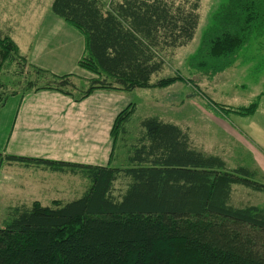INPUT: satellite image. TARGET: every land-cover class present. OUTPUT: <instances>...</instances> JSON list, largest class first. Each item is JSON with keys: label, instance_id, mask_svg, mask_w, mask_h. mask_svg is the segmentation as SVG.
<instances>
[{"label": "trees", "instance_id": "1", "mask_svg": "<svg viewBox=\"0 0 264 264\" xmlns=\"http://www.w3.org/2000/svg\"><path fill=\"white\" fill-rule=\"evenodd\" d=\"M198 9V1L189 0H54L53 13L83 35L85 55L78 66L93 76L89 89L74 98L82 101L113 86L132 92L183 83L182 76L151 81L164 69L167 51L193 41ZM260 37L264 0H225L193 65L205 75L221 73ZM23 61L29 63L13 38L0 37V89L7 92L0 106L12 96L40 90L72 96L68 88H75L77 76L33 65L37 79L54 80L53 85L35 89L30 81L5 79L22 89L8 93L1 74L6 65ZM262 97L224 112L253 117ZM134 114L131 106L119 113L115 139ZM140 126L143 141L129 159L132 166L124 169L0 153V167L17 162L87 180L73 200L13 208L0 228V264H264V209L231 203L233 186L264 192V184L253 180L258 172L229 169L224 157L194 149L187 130L160 117L146 118ZM120 175L129 184L115 195Z\"/></svg>", "mask_w": 264, "mask_h": 264}, {"label": "rangeland", "instance_id": "2", "mask_svg": "<svg viewBox=\"0 0 264 264\" xmlns=\"http://www.w3.org/2000/svg\"><path fill=\"white\" fill-rule=\"evenodd\" d=\"M110 1L102 0L103 3ZM189 1L199 3L200 22L195 37L187 46L167 51L164 54V69L155 74L151 81L156 83L163 78L182 76L183 83L177 82L165 89H136L132 92L113 89L117 88L116 86L94 91L122 95L124 99L120 105L121 112L130 106L135 111L126 125V130L119 131L116 139L112 136L110 160L114 162V167L121 169L131 167L129 159L135 148L143 141L140 126L142 121L150 117H160L187 130L194 149L224 157L231 170L246 166L258 172L253 180L264 184V37L255 38L233 66L215 75H205L193 65V59L200 49L204 34L213 25L214 17L225 0ZM53 2L54 0H0V37L10 35L19 45L20 54L25 56L23 53L27 49L40 43L46 29L55 27L59 20L65 22L53 13ZM54 48L58 51L57 47ZM45 58L50 59L48 56ZM69 58L67 55L60 57ZM23 63L16 62L4 68V74L2 72L1 75L10 89L8 93L21 89L11 85L18 80L32 82L35 89H47L53 85L54 80H38L34 74L35 70L31 68L32 65L24 63L22 68ZM90 78H93L92 74L85 72L72 79L75 88H68L72 93L71 98L81 96L89 89ZM5 79L11 84H7ZM20 91L18 93H22ZM4 92L5 90L0 89V95L7 94ZM259 95L263 97L253 117L227 115L224 112L227 108L249 106ZM113 99L118 101V98ZM105 103L107 104L96 103L94 112L105 117L109 110L115 107L111 101ZM221 107L226 109L222 110ZM90 111H93V108ZM0 170L6 173L4 165ZM2 173H0V228L10 220L9 213L18 205L16 201L21 200L27 205H32L36 202L34 200L39 199L38 202L46 206L51 205L54 199L67 202L78 197L87 186V180L80 175L70 177L37 171L26 177L25 171L12 170L11 177H5ZM26 179L33 183V187L37 186V182V197L27 198V193L23 190L26 186L28 188ZM6 184L13 187L19 197L8 199ZM128 184L129 180L120 175L115 183V195L124 193ZM231 203L236 207L255 205L264 209V192L233 186Z\"/></svg>", "mask_w": 264, "mask_h": 264}, {"label": "crops", "instance_id": "3", "mask_svg": "<svg viewBox=\"0 0 264 264\" xmlns=\"http://www.w3.org/2000/svg\"><path fill=\"white\" fill-rule=\"evenodd\" d=\"M71 28L73 27L59 20L55 27L46 29L40 43L23 53L29 64L58 76H77L87 72L78 66L85 55V39L78 30ZM62 55L70 58L60 59ZM46 56L50 59L45 58ZM104 92L107 94L93 92L82 101L53 90L33 91L8 98L0 107V153L89 166L105 167L110 163L114 167V162L110 160L113 148L112 129L122 110L120 105L124 98L122 95ZM112 97L118 98V101ZM108 101L115 104V107L105 117L94 112L96 103L107 104L105 102ZM91 108L93 111H90ZM3 165L6 173L1 170L0 173L5 177L10 176L12 170L25 171L26 177L37 171L51 174L49 170L17 162H6ZM52 173L75 177L71 174ZM26 180L28 188L26 186L23 190L27 193V198L37 197V182V186L33 187V183ZM71 188L73 195L74 187ZM5 190L8 199L19 197L8 184L5 185ZM16 202L18 205L15 207L30 206L25 201Z\"/></svg>", "mask_w": 264, "mask_h": 264}]
</instances>
